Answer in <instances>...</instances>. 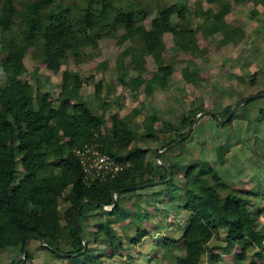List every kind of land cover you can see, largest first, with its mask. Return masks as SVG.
<instances>
[{"label": "trees", "instance_id": "16d2710c", "mask_svg": "<svg viewBox=\"0 0 264 264\" xmlns=\"http://www.w3.org/2000/svg\"><path fill=\"white\" fill-rule=\"evenodd\" d=\"M126 1L0 0V264H14L24 253L29 235L42 237L52 249L41 245L34 237L30 246L37 242L40 249L52 251L55 258H81V264H98L104 256L122 258L127 253L126 242L133 245L142 242L149 229L140 223L136 235H131L130 224L145 215L150 217V210L135 199L137 206L133 215L123 207L121 198L127 192L139 191L133 186L165 180L169 172L158 161L149 159L151 144L137 143L132 120L145 110L146 138L158 143L155 149L158 154L183 136L196 115L205 110L204 106H195L174 118L158 114L154 93L157 88L168 91L169 79L175 73L174 62H168L165 56L166 34L171 35L178 50L191 54L192 58H187L182 71L184 77L196 85L203 79L199 66L193 61L203 50L199 35L206 40L223 35L221 44L245 36L244 29L230 28L226 20L232 10L230 0H209L218 2V8L209 7L204 11L199 8L194 11L189 0L169 3L155 0L158 14L151 19L149 27L145 20L151 9L139 1ZM256 1L264 5V0ZM259 13L258 9L252 10V16ZM194 15L200 20L192 27L190 21ZM102 37L116 39L122 47L129 43L120 52L116 76L111 75L117 78L112 84L110 81L109 91L120 83L138 95L144 87L152 100L148 109L142 104L135 106L133 112L112 115L111 123L108 119L110 102L101 96L104 77L95 84V98L101 107L98 110L95 101L81 93L83 87L94 80V75L83 76L81 69L64 68L71 59L81 64L95 55ZM88 47L93 50L87 52ZM30 53L48 70L62 73L58 93L44 90L38 68L34 71L33 82L22 77L27 73L26 57ZM127 56H131V60L124 66ZM149 56L154 58L157 71H150ZM108 67L107 60L98 66L103 73ZM130 69L137 74L129 77ZM257 76L258 72L251 79L252 84ZM259 89L264 91V87ZM239 98L218 114L227 117L236 102L245 96ZM260 114L264 115V108ZM211 117L221 124L216 116ZM235 117L236 114L226 124ZM190 137L163 156L186 145ZM86 144L96 145L100 151L118 161L128 162L129 166L107 179L87 183L80 156L76 153V148ZM222 153L221 150L218 157L224 160ZM181 159L178 154L177 162L170 164L173 179L156 184L174 183L176 173L180 174L181 182L174 184L185 196L188 220L179 237L168 236L161 242L164 248L183 250V255L177 256L173 264H201L204 255L211 250L209 242L219 237L221 230L225 231L224 253H234V264H264V224L259 226L263 210L253 205L250 195L259 196L260 192L231 186L216 167L200 158L181 170ZM165 161L168 160L165 158ZM20 166L24 175L16 182ZM117 190H121L118 204L111 211L103 209L102 204H113V193ZM177 195L176 192L172 194V199ZM62 200L64 207H61ZM85 201L91 202L85 203L79 211ZM91 217L102 220L94 222L93 229L88 230ZM117 223L122 233L116 228ZM82 231L88 240L85 251ZM89 234L95 243L105 241V252L96 253L90 247ZM53 249L69 254H59ZM8 252L16 256L5 263ZM222 256L211 253L210 264L222 260ZM96 258L100 259L92 263ZM19 264H35L30 247L27 258L21 259Z\"/></svg>", "mask_w": 264, "mask_h": 264}, {"label": "rangeland", "instance_id": "374dc122", "mask_svg": "<svg viewBox=\"0 0 264 264\" xmlns=\"http://www.w3.org/2000/svg\"><path fill=\"white\" fill-rule=\"evenodd\" d=\"M127 3L126 0H124ZM134 2H142L145 8L151 9L150 16L145 20L147 27L151 26V19L158 14V4L155 0H132ZM170 1L178 0H167ZM232 2V10L227 15L228 24L233 27H241L245 31V36L235 38L233 41L221 44L223 35L216 38L210 37L207 40L199 35V45L203 48L202 52L193 58V61L199 66L202 80L198 84H192L184 77L182 68L187 64V58L191 57L190 53H182L175 46L171 35L166 34L165 56L168 62H174L175 73L169 79V90L157 88L154 93V102L156 110L162 117H177L184 111H189L195 106H204L205 110H213L216 113L223 111L228 104L239 100L242 95L245 98L261 92L259 88L264 87V5L256 0H230ZM166 2V1H165ZM199 2V3H198ZM264 2V1H263ZM190 5L195 11L199 8L201 11L209 7L218 8V2H210L209 0H189ZM164 3L163 5H165ZM260 11L258 16H252V10ZM262 18V19H261ZM200 19L192 16L190 25L195 27ZM125 43L122 46L117 44L116 39L102 37L99 42V49L91 58L87 57L85 62L77 64L71 59L64 65V68L81 69L83 76L93 74L94 80L89 82L82 89V95H86L95 101L98 110L99 100L95 98V84L104 77V87L102 90V99L110 102L108 109V119L111 123V116L119 113L126 114L133 112V108L141 107L144 104L145 109L150 108L151 104L149 96L144 87L138 95H134L128 86L118 83L115 89L109 91V83H114L116 76L117 63L120 60V52L128 46ZM93 48L88 47L86 51H92ZM192 58V57H191ZM107 60L109 62L108 69L101 72L98 68L99 63ZM131 56L124 59V66L128 65ZM184 60V61H183ZM150 71H157V65L152 56L148 57ZM27 73L22 77L33 82L34 71L38 68V76L44 90L60 91L62 73H53L48 70L39 60L35 59L30 53L26 57ZM129 77L137 74V71L130 69ZM255 83H251L254 78ZM153 74V73H152ZM148 74L147 76H150ZM110 78V79H109ZM113 78V79H112ZM109 79V81H108ZM96 99V100H95ZM152 101V100H151ZM239 102V101H238ZM236 102V103H238ZM264 108V97L253 99L249 105L240 107L234 120L226 124H218L211 115H204L200 118L194 127L190 138L182 147L174 148L168 152L166 157L167 163L177 162V155L181 159L180 168L186 170L193 160L198 158L209 162L220 172L223 180L236 188L247 189L253 192H261V195L253 198V205L262 208L263 214L259 221V226L264 224V115L261 116V110ZM145 110L134 117L131 123L132 128L137 132V143L142 146L151 144V152L149 159L152 162L159 161V152L155 153L158 143L150 142L146 138V127L144 124ZM158 126L161 123H157ZM223 151L224 160L219 159L218 155ZM20 166L18 171V182L24 175ZM181 182L180 174L176 173L175 182ZM170 184H160L141 188L139 191L127 192L121 198V204L134 215L135 199L139 200L146 208L150 210V217H141L130 224L129 233L136 235L138 226L149 229V234L137 245L126 242L127 253L124 257L109 258L104 256L93 259L92 263L98 264H173L177 256L183 255V250L179 247L164 248L161 242L166 240L168 236L179 237L185 226L188 216L185 215V196L182 194L179 186ZM177 193V197L172 199V194ZM263 192V194H262ZM249 196V193L246 194ZM256 204V205H255ZM65 203L61 202V207ZM142 213H144L142 211ZM145 218V219H144ZM102 218L91 217L87 229H93V224ZM116 228L121 232L123 229L120 224H115ZM122 233V232H121ZM90 247L96 253L105 252L106 243L100 241L95 243L93 236L89 234ZM224 235L214 238L210 242L213 252L223 254L222 260L215 264H234V253H228L224 257L223 248L225 246ZM30 249L34 254L35 264H81V258H55V254L48 249H40L37 242H33ZM16 254L8 252L5 255V263L11 261ZM90 256L88 257V259ZM209 258L206 256L201 260V264H210ZM227 261V262H226ZM264 261V259H263ZM213 263V262H212Z\"/></svg>", "mask_w": 264, "mask_h": 264}, {"label": "water", "instance_id": "95a60500", "mask_svg": "<svg viewBox=\"0 0 264 264\" xmlns=\"http://www.w3.org/2000/svg\"><path fill=\"white\" fill-rule=\"evenodd\" d=\"M260 97H264V91H261V92H258V93H255L247 98H244L242 100H240L238 103H236L231 112L229 113V115L227 117H222L220 114L216 113L215 111L213 110H203L201 112H199L196 117L194 118V121L193 123L190 125L189 129L187 130V132L185 134H183V136H181L180 138L176 139L175 141H173L171 144L167 145L166 147H164L163 149L159 150V161L160 163L164 166V168L167 169V171L169 172V176L168 178H166L165 180H154V181H151V182H146V183H143V184H139V185H136V186H133L132 188L134 189H140V188H143V187H148V186H151V185H156V184H159V183H164V182H167L171 179H173V169L171 167L170 164H168L163 158H162V155L164 152H166L167 150H169L170 148L176 146L178 143H180L181 141L185 140L186 138H188L190 136V134L192 133L194 127L196 126V124L198 123V121L200 120V118L204 115H214L216 116L220 123L223 124L224 122H226L227 120H229L236 112L237 110L242 107L244 104H246L247 102L253 100V99H257V98H260ZM121 192V190H117L113 193V204L111 206H108V205H104L102 204L101 207L105 210H108V211H111L113 210V208L118 204V194ZM88 202H91V201H85L83 202L80 207H79V211L82 209L83 205L85 203H88ZM81 225V223H79ZM36 238L39 243L43 246H46V247H49L52 249V247L50 246V244L48 242H46L45 239H43L42 237H39L37 235L35 236H32V235H29L27 237V240H26V247H25V250H24V253L21 255L18 256V258L16 259L15 263L14 264H19L21 262V259H25L27 258L28 256V251H29V247H30V242H31V239L32 238ZM82 237H83V242H84V250L85 251L87 248H88V240H87V237L84 233V231H82ZM55 250L57 253L59 254H63V255H67L69 253H64V252H61L59 250H56V249H53Z\"/></svg>", "mask_w": 264, "mask_h": 264}, {"label": "built area", "instance_id": "2783aa9c", "mask_svg": "<svg viewBox=\"0 0 264 264\" xmlns=\"http://www.w3.org/2000/svg\"><path fill=\"white\" fill-rule=\"evenodd\" d=\"M76 153L80 156L85 180L89 184L97 179L104 180L114 176L125 166H129L128 162L116 160L108 153L100 151L94 144L76 148Z\"/></svg>", "mask_w": 264, "mask_h": 264}, {"label": "crops", "instance_id": "0c3cea01", "mask_svg": "<svg viewBox=\"0 0 264 264\" xmlns=\"http://www.w3.org/2000/svg\"><path fill=\"white\" fill-rule=\"evenodd\" d=\"M171 164H172V163H171ZM262 194H263V192H262ZM124 195H125V194H124ZM260 195H261V192H260ZM255 205H256V204H255ZM257 207H258V206H257ZM185 213H186L185 215L188 216V212H187V210L185 211ZM221 234L224 235V234H225V231L221 230L220 235H221ZM212 240H213V239H212ZM212 240H211V241H212ZM98 243H99V242H98ZM96 244H97V243H96ZM225 245H226V244H225ZM209 246H210V242H209ZM210 247H211V246H210ZM224 247H225V246H222V248H223V253H224ZM211 253H214L213 250H212V248H211V250L208 251L207 254H205L204 256L207 255V257L209 258V255H210ZM215 253H220V252H215ZM230 253H231V252H230ZM224 254L226 255V254H228V253H224ZM262 257H263V259H264V251L262 252ZM208 262L210 263V258H209V261H208ZM226 262H227V261H226ZM173 263H174V262H173Z\"/></svg>", "mask_w": 264, "mask_h": 264}]
</instances>
